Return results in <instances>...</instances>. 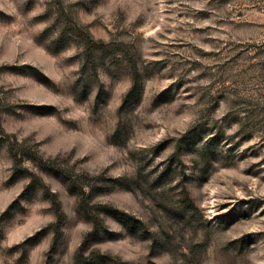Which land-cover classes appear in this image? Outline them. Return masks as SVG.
Returning <instances> with one entry per match:
<instances>
[{"label": "rangeland", "instance_id": "obj_1", "mask_svg": "<svg viewBox=\"0 0 264 264\" xmlns=\"http://www.w3.org/2000/svg\"><path fill=\"white\" fill-rule=\"evenodd\" d=\"M0 264H264V0H0Z\"/></svg>", "mask_w": 264, "mask_h": 264}]
</instances>
